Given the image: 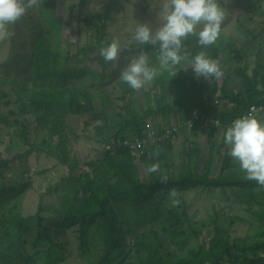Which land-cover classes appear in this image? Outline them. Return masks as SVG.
I'll list each match as a JSON object with an SVG mask.
<instances>
[{"label":"trees","instance_id":"trees-1","mask_svg":"<svg viewBox=\"0 0 264 264\" xmlns=\"http://www.w3.org/2000/svg\"><path fill=\"white\" fill-rule=\"evenodd\" d=\"M36 1L41 18L31 27L26 25L30 33L17 22L6 27L16 25L7 35L12 53L1 64L10 72L1 79L3 85L8 81L11 86L3 95L13 97L10 116L15 120L0 118L8 127L7 133L0 134V146L12 152L9 158H0V264H85L83 258L67 255L66 247L73 237L81 252L91 246L97 250L89 264H264V239H258L259 233L264 231V186L246 178L223 142L226 128L235 119L247 115L254 105L260 109L255 114L257 117L264 109V73L260 76L256 71L251 76L246 71L240 72L245 93L228 91L224 85L220 97L215 94L216 89L210 88L212 84L206 86L207 79L202 77L193 86V96L186 94L187 100L179 88L175 89V106L168 103L166 96L149 88L145 92L148 108L135 112L130 98L136 89L121 80V72L139 53L146 54L150 66L158 68V46L126 43L118 67L116 61H105L99 50L111 43L112 10L107 7L105 13L86 20L93 26L95 44L63 56L61 17L56 11L60 2ZM241 11L250 21L258 14L264 15L262 7H245ZM121 38L126 39L123 35ZM230 44L233 41L222 31L213 45L203 48H198L195 36H189L181 51L184 57L181 64L161 71L154 79L155 85L162 84L164 90L173 91L172 87L164 88L170 78L164 77L165 71L173 74L174 69L190 66L193 57L201 52L217 61L223 49L230 52ZM80 59H88L89 65L81 68ZM173 82L182 86V90L186 89L185 79L173 78ZM116 90L120 91V97H112ZM217 100L221 101L220 105ZM120 101L124 102L123 106ZM111 107L115 111L112 116ZM195 110H199V118L190 122V131L197 134L202 130L224 148V153L219 152L220 166L215 174L208 168L210 161L201 166L198 156L202 151L195 147L197 142H190L192 150L181 154L175 164L169 155L173 152L172 144L161 142L142 155L133 156L121 148H117L116 153L106 149L104 155L85 162L76 156L73 141L65 132L67 116H96L101 125L94 126L93 141L113 145L129 136L144 135L149 120L154 117L169 116L168 124L173 126L181 117H193ZM26 115L36 116L38 129L47 128L51 138L58 140L50 144L52 140L49 142L46 136L40 146L24 154L39 149L43 154L53 155L58 165L67 170L58 183L42 192L35 212L31 213L25 211L24 204L33 183L5 186L8 185L7 171L24 155L15 152L16 138L28 145L31 143L30 121L28 118L24 123L19 120ZM175 127L176 134L185 132V127L179 124ZM74 136L77 140L76 133ZM156 146L161 147L157 157L153 155ZM134 157L144 160L148 166L158 163L159 171L148 173L145 181L138 178L130 173L135 165ZM221 187L224 191L228 188L240 191L242 198L233 206V213L229 215L226 206L212 201L205 205L206 216L195 220L185 196L200 193V189L210 191ZM7 189L15 191L14 199L20 197L17 203L2 198ZM48 196L55 199L46 203ZM242 226L247 227V231L242 232Z\"/></svg>","mask_w":264,"mask_h":264},{"label":"rangeland","instance_id":"rangeland-1","mask_svg":"<svg viewBox=\"0 0 264 264\" xmlns=\"http://www.w3.org/2000/svg\"><path fill=\"white\" fill-rule=\"evenodd\" d=\"M57 4V0H54ZM60 4L56 8L57 14L61 17L59 22L62 25L61 30V48L62 55L66 56L67 53L75 54L79 49H85L90 45L95 44V37L92 31V25H88L86 20L90 17H93L98 14H103L106 12L107 7H111V18L109 21L111 38L109 40L117 41L121 47V53L118 59L116 60V67L119 66L122 62L123 53L126 43H137L134 39L135 31L140 24L149 25L153 32H155L163 23L164 17L168 11V0H59ZM84 5L82 6V3ZM221 6L225 10V20L221 25L222 33L227 34L233 44L230 52H227V48L223 49L221 59L216 62L219 64L222 75L215 80L207 79L206 86H212V90L218 91L215 93L220 97V90L223 91V86L226 85L228 91L235 92L236 94L245 93V83L243 77L240 76V72L244 73L245 71L251 76L259 71L260 76L264 73V15L258 14L255 19L252 21L249 18H246L241 9L245 8H260L264 9V0H219ZM36 0H32V6L26 9L25 14L17 21L20 23L19 26H22L27 30L26 25H35V21H39L40 17V8ZM246 11V10H244ZM237 19V21H236ZM45 28L47 25L42 20ZM8 26V25H7ZM3 29L4 32L9 33L13 31L16 25H13L6 29ZM30 33V28L27 30ZM22 33V32H21ZM123 35L126 39L121 38ZM35 37V36H34ZM125 43V44H124ZM124 44V45H123ZM138 44V43H137ZM126 45V46H125ZM229 44H226L228 47ZM201 46L198 45V48ZM138 52L141 50L137 49ZM198 51V50H197ZM12 53V47L10 46V41L7 40L6 36H0V118L8 117L12 121L15 120V117L11 114V104L14 100L12 96H4L5 91H9L11 86L8 84L3 85L4 82L1 78L5 75H10L8 70H5L1 67L2 62L5 59L9 58V54ZM141 54V53H139ZM138 54V55H139ZM146 55V54H144ZM93 58V57H92ZM215 61V60H214ZM79 64L81 68H84L86 65H89L88 59H80ZM185 65L182 68L186 69H174L173 74L164 72V77H170L169 85H164V88H173V91H168L163 89V85H155L154 80L147 83L141 89H136L132 94L134 95L130 98V104L132 109L135 112H141V109H147V96L145 92L150 88L155 92H159L165 98H167L168 103L175 106L176 97L175 89L182 92L183 98L186 97V94L191 93L193 96V86L195 82L202 80V77L198 78L191 67ZM177 74L173 77L174 73ZM13 74V73H12ZM175 80H186V89L182 90V86H177L173 82ZM84 82V81H80ZM171 88V89H172ZM171 94L168 96V94ZM168 96V97H167ZM112 97H120V91L116 90ZM188 97L185 99L187 100ZM11 102V103H10ZM221 102V101H220ZM220 102L218 104L220 105ZM230 102V101H229ZM10 103V104H7ZM234 103V102H232ZM121 106L124 105V102L120 101ZM237 104V103H235ZM190 105V104H189ZM234 106V105H231ZM185 110V109H184ZM246 111V110H245ZM114 110L110 108V115H114ZM191 117V116H190ZM189 117V118H190ZM259 117L264 119V109L259 113ZM25 118H28L30 121L29 133L31 136V143L28 145L23 141H20L16 138L18 144L15 149L16 153L24 154L30 150H33L34 147L40 146L46 136H49L48 141L50 144L55 140H58L57 137L51 138V133L48 132L47 128L37 127L36 116L26 115L19 120L25 122ZM158 119L160 122H158ZM154 117L152 120H149L148 125H155L156 128L162 130L169 126L168 120L169 116H159V118ZM183 127H185V132L175 133L180 123L177 121V125H173V137L165 138L163 143L167 145L172 144L173 152H169L171 158H173V164L179 159H181V154L192 150L190 142H197L195 145L196 148L201 149V153L198 156L201 166L206 165L207 162H211L208 168L212 169V172L215 174L220 166V151L224 153V148H221V143L217 144L214 139L208 137L206 133L200 130L197 134L190 131L191 123L187 119V115L184 118ZM182 121V117L180 119ZM93 122V125H90ZM153 122V123H152ZM67 126L65 129L66 134L73 141L72 147L77 152L76 156L81 157L85 162L91 161L99 156L104 155L106 149H114L116 145H121L122 141L119 143H114L113 145L102 144L93 141L95 136L94 126L100 124L101 121L96 116L83 115L80 117L67 116ZM18 126V125H17ZM8 131L6 124L0 122V134H5ZM77 134L78 139L76 140L74 134ZM107 134H105L106 136ZM222 136V133L219 134V137ZM130 137V136H129ZM128 137V138H129ZM106 138V137H105ZM44 145V144H43ZM165 147V146H164ZM163 147V149H164ZM153 155L157 157L160 153V148L155 147ZM78 149V150H77ZM39 151L36 152V151ZM12 156V152H7L3 146H0V158H9ZM120 157L122 155H119ZM135 165L130 170L131 174H134L142 180L148 179V172L146 171L148 165L144 160L134 157ZM194 157V162H195ZM194 163L192 164V166ZM177 166V165H176ZM179 167V166H177ZM31 172L30 175L25 176V173ZM47 171V173L45 172ZM38 172H44L42 175L36 176ZM67 170L65 167L58 165V161L53 155L43 154L39 149H35V152L31 154H24L18 161V164L12 167L7 171V183L8 188L12 183L15 184H25L27 182H32V189L27 194L24 204V209L26 212H35V204L41 200L42 192L45 193L51 185L58 183L65 175ZM6 183V184H7ZM200 193H192L186 195V200L191 207V213L195 216V220L200 221L204 216H206V208L212 202H218L219 205L226 206L229 211V215L233 213V206L235 203L238 204V201L241 200V195L239 192H235L234 188H228L224 191L223 188H213L208 191L207 188L200 189ZM12 192V193H11ZM9 191V189L4 191L2 196L3 199H7L13 202H18L20 197H16L15 191ZM226 192V193H225ZM198 198V200H196ZM54 197L48 196V199L45 198V202H50L54 200ZM201 199V200H200ZM55 204V201H52ZM243 214H247L242 211ZM228 214V213H227ZM251 218V215H250ZM247 227L242 226V232L247 231ZM254 233L251 234V236ZM204 236L208 237L204 232ZM254 239L251 238V240ZM258 239H264V231H261L258 235ZM71 243H68L67 255L72 258L78 257L85 260V264H89L91 260L95 259L96 249L86 248L81 252L78 249V244L75 241V238L69 240ZM195 241L193 242V244ZM264 256V254H263ZM119 257H117L118 259Z\"/></svg>","mask_w":264,"mask_h":264},{"label":"clouds","instance_id":"clouds-1","mask_svg":"<svg viewBox=\"0 0 264 264\" xmlns=\"http://www.w3.org/2000/svg\"><path fill=\"white\" fill-rule=\"evenodd\" d=\"M31 6L32 0H0V36L9 35L3 31L5 26L17 22ZM224 20L225 10L219 0H168V11L161 26L153 32L149 25L140 24L134 36L139 45L158 46L159 67L150 66L148 57L141 53L129 60L126 68L121 72V80L132 89H141L156 79L161 71L181 64L184 59L181 51L184 41L189 36H195L202 48L213 45L220 37ZM99 51L105 61L113 62L120 56L121 47L119 42L112 41L102 46ZM189 67L198 78L218 79L222 75L219 64L202 52L193 57ZM176 74L177 72L173 77ZM250 111L246 113L247 115L235 119L226 128L223 142L229 149L228 154L240 165L246 178L264 186V119L249 114ZM191 118L192 116L187 119L191 120ZM184 121V118L179 121L180 127L183 126ZM153 126L159 134L168 129L173 130L172 125L162 130L156 128L154 124ZM148 130L149 125L144 135L123 140L121 145H116L112 149L113 153H116L117 148H121L133 156H138V154L134 155L130 146L135 143L136 139L148 137ZM158 144H148L147 149ZM146 171L148 173L158 172L159 164L149 165ZM172 195L175 196L174 191Z\"/></svg>","mask_w":264,"mask_h":264},{"label":"built area","instance_id":"built-area-1","mask_svg":"<svg viewBox=\"0 0 264 264\" xmlns=\"http://www.w3.org/2000/svg\"><path fill=\"white\" fill-rule=\"evenodd\" d=\"M219 102V100H217ZM258 106H253L251 108V111L249 114L255 115L257 111H259ZM199 110H195L193 113V117L191 118V122H194L196 119L199 118ZM173 134L172 129H168L162 134L157 133V131L154 129V126L149 125V130L147 132L148 137H140L139 139H136L135 143L131 144V149L134 153V155H139L145 153L148 144H158L159 142L163 141L165 138H170ZM128 143V141H127Z\"/></svg>","mask_w":264,"mask_h":264}]
</instances>
